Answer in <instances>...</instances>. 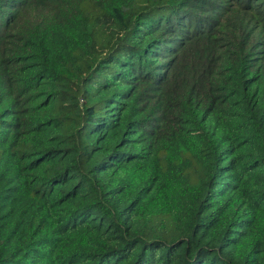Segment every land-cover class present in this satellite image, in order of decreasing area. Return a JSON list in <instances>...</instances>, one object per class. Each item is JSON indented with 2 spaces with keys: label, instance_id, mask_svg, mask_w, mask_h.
Listing matches in <instances>:
<instances>
[{
  "label": "trees",
  "instance_id": "obj_1",
  "mask_svg": "<svg viewBox=\"0 0 264 264\" xmlns=\"http://www.w3.org/2000/svg\"><path fill=\"white\" fill-rule=\"evenodd\" d=\"M0 264H264V0H0Z\"/></svg>",
  "mask_w": 264,
  "mask_h": 264
}]
</instances>
